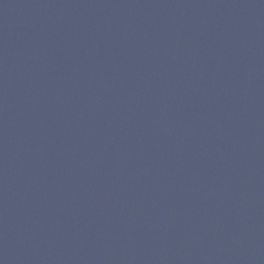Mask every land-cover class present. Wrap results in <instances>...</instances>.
Listing matches in <instances>:
<instances>
[{
    "label": "water",
    "instance_id": "95a60500",
    "mask_svg": "<svg viewBox=\"0 0 264 264\" xmlns=\"http://www.w3.org/2000/svg\"><path fill=\"white\" fill-rule=\"evenodd\" d=\"M0 264H264V0H0Z\"/></svg>",
    "mask_w": 264,
    "mask_h": 264
}]
</instances>
